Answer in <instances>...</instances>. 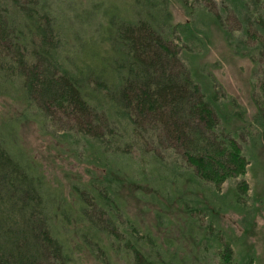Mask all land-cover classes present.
Masks as SVG:
<instances>
[{
	"label": "trees",
	"instance_id": "1",
	"mask_svg": "<svg viewBox=\"0 0 264 264\" xmlns=\"http://www.w3.org/2000/svg\"><path fill=\"white\" fill-rule=\"evenodd\" d=\"M206 1L67 0L65 27L47 0H0V97L44 128L51 110L73 117L78 129L49 134L101 169L64 194L0 137V264H75L81 253L96 264H262L247 239L261 201L237 177L250 164L243 135L264 143V0ZM171 3L187 22L172 23ZM207 21L251 64L250 118L203 91L165 44L182 32L201 53ZM131 196L150 221L131 217ZM231 211L240 233L223 219Z\"/></svg>",
	"mask_w": 264,
	"mask_h": 264
},
{
	"label": "rangeland",
	"instance_id": "2",
	"mask_svg": "<svg viewBox=\"0 0 264 264\" xmlns=\"http://www.w3.org/2000/svg\"><path fill=\"white\" fill-rule=\"evenodd\" d=\"M47 1L51 5V11L56 16L57 22L61 21L65 27H68L71 22L68 12L63 6L67 0ZM111 1L122 3L124 0ZM201 2L205 5L208 4L206 0H201ZM180 6L177 3L169 5L173 24L187 22L188 16ZM208 23L206 31L208 38L205 39L206 48L200 51L201 53H195L194 51L197 48L193 49L190 42L186 44L187 41L184 39L182 32H180L181 36L179 32L177 33L179 37L173 35L165 38V44L174 49L177 55L179 53V56L183 57L188 65L192 64L194 66L193 68L198 72L196 79L200 81L199 85L203 91L207 90V93H210L211 86L218 96L224 93L232 98L233 101H236L246 111L247 117L250 118L255 112L250 94L249 77L251 64L246 58L233 56L227 49L217 25L210 21ZM226 23L228 26H235V22L229 16ZM192 55L195 58L192 59ZM260 78V76L256 77L259 80L254 82L256 90L260 84ZM24 106L10 99L0 97V137H2V140L4 139V144L11 153L17 151L21 158H29L33 166L38 171H42L44 181L53 188L61 186L64 194L69 192L71 182L78 181V178L82 180L88 179L90 175L87 170L90 169L99 174L101 171L99 167L94 164H84L79 159L74 158L68 143L49 134L53 130L60 131L62 128L78 129V123L73 117L67 116V113L64 114L58 110H51L52 116H50L47 126L44 128L36 119L35 111L32 109L30 111ZM243 139H245V145H247V149L245 150L244 148L243 153L250 160V164L247 166L246 172L237 177V181L246 180L249 184L250 192L261 201L256 213L255 224H253L247 239L254 245L256 249L255 255L264 264V143H260L259 139L251 145L252 141L245 135H243ZM235 181L236 179L231 180L230 183L233 184ZM223 187L224 189L229 188V183ZM127 199L131 217L144 218L150 221L149 216L144 214L141 205L136 199L132 196ZM223 219L229 226L236 229L238 233L242 232L243 229L239 222L240 215L238 213L231 211ZM77 257L78 260L75 264H96V261L86 253H81Z\"/></svg>",
	"mask_w": 264,
	"mask_h": 264
}]
</instances>
